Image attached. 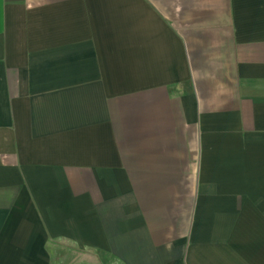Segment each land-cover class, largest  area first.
<instances>
[{"label": "crops", "instance_id": "1", "mask_svg": "<svg viewBox=\"0 0 264 264\" xmlns=\"http://www.w3.org/2000/svg\"><path fill=\"white\" fill-rule=\"evenodd\" d=\"M0 264H264V0H0Z\"/></svg>", "mask_w": 264, "mask_h": 264}]
</instances>
